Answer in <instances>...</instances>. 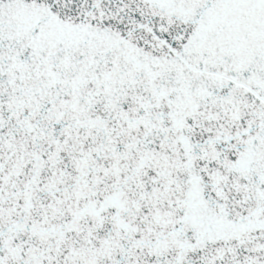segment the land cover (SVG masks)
Masks as SVG:
<instances>
[{
	"label": "snow or ice",
	"instance_id": "6c2138e0",
	"mask_svg": "<svg viewBox=\"0 0 264 264\" xmlns=\"http://www.w3.org/2000/svg\"><path fill=\"white\" fill-rule=\"evenodd\" d=\"M0 264H264V0H0Z\"/></svg>",
	"mask_w": 264,
	"mask_h": 264
}]
</instances>
